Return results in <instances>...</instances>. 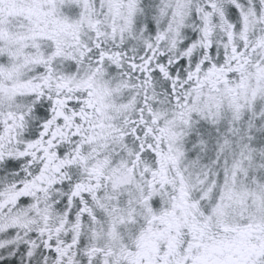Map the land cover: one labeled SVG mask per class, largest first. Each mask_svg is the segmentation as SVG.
<instances>
[{
    "label": "snow or ice",
    "instance_id": "1",
    "mask_svg": "<svg viewBox=\"0 0 264 264\" xmlns=\"http://www.w3.org/2000/svg\"><path fill=\"white\" fill-rule=\"evenodd\" d=\"M0 264H264V0H0Z\"/></svg>",
    "mask_w": 264,
    "mask_h": 264
}]
</instances>
